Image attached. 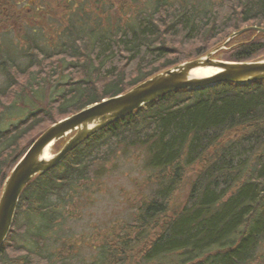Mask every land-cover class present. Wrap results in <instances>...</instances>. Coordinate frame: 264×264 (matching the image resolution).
I'll list each match as a JSON object with an SVG mask.
<instances>
[{
    "label": "trees",
    "instance_id": "trees-1",
    "mask_svg": "<svg viewBox=\"0 0 264 264\" xmlns=\"http://www.w3.org/2000/svg\"><path fill=\"white\" fill-rule=\"evenodd\" d=\"M199 1L146 0L139 5V0H101L102 5L96 4L98 11L117 10V20L111 13L106 16L107 22H115L117 32L106 28L105 36L97 37L96 27L103 21L100 15L92 11L77 14L74 2L67 0V29L64 24L58 26L52 48L40 39L45 37L43 29L38 34L37 27L27 24L31 36L28 32L24 36L23 24L12 29L23 34L20 39L29 45V52L20 45L19 59L27 58L25 64L10 52L9 26L0 29V55L7 56L0 59V75L6 84L0 88V194L18 160L53 124L188 61L181 58L187 44H192L188 47L198 57L226 42L242 24L264 27V0H218L219 5L216 0H203L209 5L203 13ZM6 3L0 0V15L15 23V14H7ZM223 4L230 11L225 17L221 16ZM87 38L91 41L84 56L79 41ZM67 40L75 44L66 46ZM31 54L44 61L68 58L69 68L75 67L80 78L57 86L59 94L54 100L46 105L37 101L35 112L2 130L5 112L25 94L21 92L24 83L29 80L30 88L34 85L31 74L37 63ZM214 58L263 60L264 33L249 31L235 37ZM23 76L26 81H19ZM43 87H36L42 99ZM126 146L146 152L147 171H154L148 177L156 190L152 198L141 202L139 224L125 229L122 240L115 237V247L102 244L90 264H124L125 258H118L119 250L132 253L140 243L145 250H137L142 261L134 259L135 264H250L260 259L264 244V81L180 90L95 133L26 188L13 229L0 250V264H53L51 259L60 262L76 256L74 251L81 243L77 236L65 248L47 253L62 239L60 232L66 223L56 220L61 208L66 200L90 191L94 183L86 179L95 163L101 165L100 173L105 172ZM185 186V200L176 204L177 193ZM74 205L67 210L72 213Z\"/></svg>",
    "mask_w": 264,
    "mask_h": 264
},
{
    "label": "rangeland",
    "instance_id": "rangeland-1",
    "mask_svg": "<svg viewBox=\"0 0 264 264\" xmlns=\"http://www.w3.org/2000/svg\"><path fill=\"white\" fill-rule=\"evenodd\" d=\"M1 1L3 3H6L8 1V3L5 4V6H7L6 12L9 15L15 14L14 18L16 19V21L14 23L11 20H7L6 16L0 15V29L9 26L8 29L10 28L9 31H11L12 33H10V35L7 36L6 39L11 40L10 42L13 44L11 45L12 49H10V52L13 54L14 52L16 53V57L13 56L12 58L15 57L17 60H21L23 64H25L28 59H19L22 56L19 51L21 49L20 45L23 44L24 47L22 48L26 49L25 52H29V45L26 46V44L23 43V40L20 39V36H22L23 34L17 33V31L12 30L18 29L17 24L24 25L22 27V30L25 31L24 36H26L27 32L30 36L32 35V32L27 24L37 27L39 31L38 34L43 29L45 37H41L40 39H42L43 43L46 40L45 46L48 48H52L55 45L54 40L58 31V26L60 24H64V29H67L66 24L68 22V19H64L65 17H67L68 13H70L69 4L66 2L67 0ZM72 1L74 3L71 2V4H73V8L76 10L77 14H81L82 11L83 14H85V12L90 13L92 11V13L100 15V19H102L103 21L99 22V26L96 27V33L98 34L97 37L105 36L108 30L103 29L106 28H111L112 32H117L115 31L117 29V26L114 22L115 19H118L116 9H113L111 11L108 10V12L103 14L105 11L104 8H102L101 11H98L99 7H96V4L102 5V3L99 2L101 0H93L95 2H91L89 4L83 0ZM143 1L146 0H139L137 4H145V2ZM216 1L219 5V1ZM198 4V7L202 8L200 10L202 13L206 12V10L208 11L209 5L206 1L200 0ZM203 7H205V9H203ZM221 7V16L225 17L230 15V11H227L228 9L225 8V4H223ZM39 10H41L42 13H38ZM1 11L2 9L0 7V12ZM108 13H111V17L114 20L113 22H107L108 19H106V16ZM76 19H80V17ZM96 19H98V17ZM89 20H91V18ZM121 22L122 23L120 24L123 25L124 21ZM86 23L92 24L93 22ZM249 26L250 24H242L240 27L241 29H243ZM121 28H123V26ZM74 37L76 38L77 35H75ZM79 37L83 38V36ZM6 39L2 38V40ZM89 40L91 41L90 38L79 41V44H82L81 52H84V56L87 52H89L87 44ZM224 43H222L220 46H222ZM71 44L74 45L75 43L73 41L67 40L66 46H70ZM189 45L192 44H187L182 48L185 51L183 54H181V58H188V61L205 56L209 52H212L219 47L218 46L215 49L209 48L206 54L197 57L195 56L197 54H195L194 50L189 49ZM193 45L197 46L198 44ZM200 47L203 46L199 45L197 48ZM176 48L178 49V46ZM29 56L35 58L34 62L37 63V66L33 67V72L31 74V77L33 75L32 83H34V85L30 88V84L28 83L29 80L25 82V76H27L28 74L20 79L18 78L19 81L25 80L21 82H25L23 90L21 91H25V94L23 95L25 97L21 96L18 99L17 103H15L16 105L5 112L2 120L3 123L1 125L2 130L9 128L10 125L18 123L22 119H25V117L31 112H35L38 108L37 101H39L41 105H46L49 101L54 100L59 94V91L56 88L57 86L70 82L71 78L74 80V82H76L75 80H78V78H80V74L75 67L69 68L72 62L68 58L56 57L53 60L44 61L42 57H35L36 55L32 54ZM5 57H7L6 54L0 55L1 60ZM218 59L223 60L221 58H217L216 60ZM4 80L5 78L0 75V88H3L6 85ZM41 84L44 86L43 99L37 97L36 92V87L38 85L40 86ZM25 86H27V89L25 88ZM29 88L31 89L32 93L30 92ZM68 138L56 143L51 154L57 153L59 150H61ZM92 140H90V142H92ZM147 167L148 156L146 155V152L138 147L126 146L122 151L117 152V155L114 157L113 161L109 162L108 168L105 170V172L100 173L103 170L100 164L95 163L93 165L89 174H87L88 178L86 179L89 181H93L94 183L89 188V192H84L83 194H81L79 190L80 194L77 195V197L73 198V201L66 200V205H64L62 200L55 199L56 202H58L57 204L64 205V209L61 208V212L56 220L60 223L64 222L66 223V225L62 227V230L60 232L62 238L61 241L57 242V245L53 249L51 245L47 253L50 255L53 254V250L56 247L59 250L63 249V247L65 248L66 244L72 242L71 239L75 238V236L78 237V240L81 243L78 247H76L74 251L76 256H71L67 259V261L63 260L60 262L56 260L53 261L51 259L50 263L90 264L95 261V256L98 255L99 249L102 244H106L105 246L107 247L109 245L115 247L117 242L115 237L118 238L120 236L119 239L122 240L124 236H126V234L124 233L125 229H132V226L136 227L139 224L137 220L139 215V208L142 204L141 202L145 199L149 200L150 198H152L153 193L156 190L155 183L153 180H151L152 177H148V175L152 176L154 171H147V169L149 170V168ZM192 178L193 176H190V180ZM188 182L189 180H186V184ZM86 190L87 187H84L82 191ZM64 192L65 191H61L60 194H63ZM185 193L186 186L177 193L178 202L176 204H179L180 202L185 200ZM73 204L75 205L72 206L71 209H73L74 211H72L71 213L69 210H67V207ZM153 231L154 230L152 229V232ZM66 238H68L70 241H66ZM138 249L142 250V253L145 250L144 244L140 243ZM138 249H135V251L132 253H124L123 251L119 250L118 258H125L126 262L124 264H135V262L137 263V260L135 261L134 259H140V256H137ZM260 252L262 254V256H260V259L250 264H264V244L262 245ZM140 260L142 261V259Z\"/></svg>",
    "mask_w": 264,
    "mask_h": 264
},
{
    "label": "water",
    "instance_id": "water-1",
    "mask_svg": "<svg viewBox=\"0 0 264 264\" xmlns=\"http://www.w3.org/2000/svg\"><path fill=\"white\" fill-rule=\"evenodd\" d=\"M249 31L264 33V27L243 28L205 56L166 69L131 90L90 105L45 130L29 146L4 182L0 194V250L13 227L21 195L31 181L61 164L71 151L95 133L180 90H202L223 83L246 86L264 81V59L234 62L213 58L232 39ZM208 67L215 68L217 72L204 77L192 73L195 69ZM66 138L68 140L61 150L51 154L56 143ZM48 153L50 155L46 156Z\"/></svg>",
    "mask_w": 264,
    "mask_h": 264
},
{
    "label": "bare ground",
    "instance_id": "bare-ground-1",
    "mask_svg": "<svg viewBox=\"0 0 264 264\" xmlns=\"http://www.w3.org/2000/svg\"><path fill=\"white\" fill-rule=\"evenodd\" d=\"M216 72H217V70L215 68H212V67L198 68V69H195L192 71V73L198 77L210 76L212 74H215ZM49 155L50 154L48 153L46 156H49Z\"/></svg>",
    "mask_w": 264,
    "mask_h": 264
},
{
    "label": "flooded vegetation",
    "instance_id": "flooded-vegetation-1",
    "mask_svg": "<svg viewBox=\"0 0 264 264\" xmlns=\"http://www.w3.org/2000/svg\"><path fill=\"white\" fill-rule=\"evenodd\" d=\"M40 13H42V12H40ZM13 226H14V224H13ZM12 229H13V227H12ZM12 229H11V231H12ZM11 233V232H10Z\"/></svg>",
    "mask_w": 264,
    "mask_h": 264
}]
</instances>
